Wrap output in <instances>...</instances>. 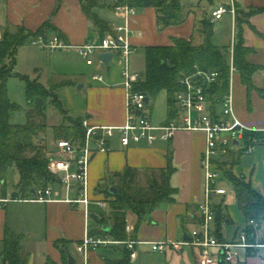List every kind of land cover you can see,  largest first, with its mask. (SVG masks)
<instances>
[{
	"label": "crops",
	"instance_id": "crops-1",
	"mask_svg": "<svg viewBox=\"0 0 264 264\" xmlns=\"http://www.w3.org/2000/svg\"><path fill=\"white\" fill-rule=\"evenodd\" d=\"M230 4L231 0H196L194 3H182L187 13L186 21L167 27L159 25L154 7L139 9L132 26L139 30L141 35L133 38V54L140 47L171 45L174 38L193 39L195 44H200L202 39L197 34L200 22L205 18L211 19L212 11L218 6ZM234 4L236 11L238 9L242 13L264 8V0H234ZM93 11L108 24L110 30L122 23L121 16L101 2ZM106 11L108 14H103ZM48 20L51 28L46 31V36L60 35L69 44L94 42L100 36L93 22L83 12L81 0L4 1L3 31L15 32L24 27L36 32ZM236 23V15L233 18L231 14L212 22L215 44L227 46L230 51L236 42ZM242 28L245 46L253 49L247 60L261 69L254 75V86L250 91L242 83L238 71L235 79L232 78L235 112L247 126L263 132L264 12L250 15L248 22L242 24ZM23 51L28 58L24 75L37 80L47 89H53L69 115L87 118L92 126L118 127L125 123L127 98L121 79V59L106 66L101 63L99 56L94 55L89 62L72 48L50 52L30 44ZM131 69L139 72L136 67L131 66ZM93 74H103L105 82L94 81ZM151 108L149 107V113ZM167 119L168 116L162 122L153 119L152 121L161 125ZM205 146L206 135L202 131H179L170 141H158L151 146L142 143L124 147L119 136H116L110 140V151L97 153L90 161L88 184L92 202L88 206V214L85 213L83 205L70 203L71 199L78 198L79 189L71 186L70 190H67L60 183L52 186L48 201L11 202L0 209V259L4 234L9 229L23 236L22 253L28 264H68L69 255L74 257L75 264H85L84 258L77 252V245L96 227L97 220L101 219L94 213L91 215L90 206L99 201L107 203L105 195L97 192L98 185L106 176L123 172L127 167L139 171V180L143 177L146 181L144 170L165 168L169 153H172L177 169L171 179L172 185L178 189L176 202L158 208L138 227L135 215L130 213L127 234L131 237L129 239L142 242L188 240L191 231L200 226L199 203L205 194V175L201 158ZM54 151L55 148L49 153ZM235 154H238V151L234 150L230 157L233 158ZM245 156L249 160L242 163ZM230 165V171L237 176L243 175L246 182H250L253 189L264 196V143L255 146L251 153H239L238 162ZM224 185L229 190V195L217 197L216 200L217 203H222L226 217L224 223L236 226V231L227 239L221 225L222 239L219 240L231 242L238 239L246 219L238 207L233 186L227 183ZM107 206L109 208V205ZM110 214L109 208L106 225L110 223ZM214 229L216 236V227ZM59 241L63 243L64 251L56 245ZM135 251L136 257L130 259V264H199L200 250L192 246L185 245L180 249L169 247L163 252H158L145 243L137 244ZM125 252L121 245L101 246L90 251L87 264H112L123 259ZM210 252L215 257L214 264H264L262 250L238 249L237 256L231 263L219 261L221 256L218 248L213 247Z\"/></svg>",
	"mask_w": 264,
	"mask_h": 264
},
{
	"label": "trees",
	"instance_id": "trees-1",
	"mask_svg": "<svg viewBox=\"0 0 264 264\" xmlns=\"http://www.w3.org/2000/svg\"><path fill=\"white\" fill-rule=\"evenodd\" d=\"M127 1L131 6L139 9L154 7L161 27L180 25L187 19V13L180 0ZM81 2L83 12L103 37L110 29L108 24L93 11L95 7L99 6L100 1L81 0ZM263 12L264 8L254 9L248 13H242L238 9L236 11L238 30L234 45L233 64L248 91L253 89V77L261 68L247 60L253 49L245 46L242 24L248 22L250 15ZM50 28L51 24L47 21L36 32H31L24 27L18 28L15 32L5 30L0 39V189L3 195L9 194L6 183L10 172L18 174V183L12 192L15 197H29L33 195L34 189H45L60 182L59 177L49 168L51 155L44 143L45 140L41 139V135L47 128L49 108L57 111L63 118L61 124L54 126L56 140L66 139L76 146L82 145L85 141L86 129L83 126V117L69 115L53 89H47L37 80L15 72L20 47L30 38L39 35L47 37L45 33ZM197 34L202 39L200 44H195L193 39L174 38L171 45L145 47V74L136 87L150 100H155L162 91L167 93V120L176 115L175 94L183 89L180 79L184 76L194 75L198 71L217 70L220 72L218 83L206 88V91L211 97H214L216 102H220L229 91L231 74L229 47L215 44L211 19L205 18L200 22ZM12 77H19L25 83L27 106L25 109L9 99L8 81ZM21 111L27 115L26 124H18L13 121V115ZM248 136L264 138V133L255 132ZM239 153L241 152L238 151V154H235L233 158L228 157L223 163L236 164L239 160ZM176 170L173 155L169 153L168 164L165 168L144 170L145 184L140 183L139 171L131 167H127L123 172L106 176L98 185L97 192L105 195L111 210L109 218L111 230L106 231L104 227L107 225L103 223L102 219H99L90 234L92 236H109L118 241L131 238L127 234L130 213L135 215L136 227H138L140 223L149 219L158 208L176 202L178 189L171 183ZM226 177L232 183L238 207L246 219L243 230L246 231L249 241L254 242L257 229L264 227V196L253 189L251 183L246 182L243 175L237 176L232 171H227ZM111 187L116 189L115 195L110 193ZM215 207L221 213V218L216 219V237L222 239L220 226L226 217L223 214L222 203H217ZM252 221L257 226L251 224ZM259 241L264 243V231L259 236ZM2 243L1 259L3 264H28L22 253V235H17L7 229ZM62 244L60 241L56 243L64 251ZM112 264H130L129 252L126 251L123 259L112 262Z\"/></svg>",
	"mask_w": 264,
	"mask_h": 264
},
{
	"label": "built area",
	"instance_id": "built-area-1",
	"mask_svg": "<svg viewBox=\"0 0 264 264\" xmlns=\"http://www.w3.org/2000/svg\"><path fill=\"white\" fill-rule=\"evenodd\" d=\"M4 1L0 0V39L3 34L2 12ZM103 5L111 6L122 18V23L113 27L103 37L99 36L94 42L79 45L69 44L60 35L45 37L39 35L30 40V44L50 52L62 49H75L86 61L91 62L92 57L102 53H111L110 63L118 59L123 61L121 79L126 90L127 108L126 121L122 126L105 127L92 126L87 118L83 119L86 129L85 141L76 146L69 140L59 139L55 142V151L51 152L49 168L59 177L60 184L67 190L71 186L79 189V196L71 199L72 204L84 206L88 214V206L92 202L89 195L88 167L93 156L100 152L110 151V140L119 136L124 147L132 144L153 145L158 141H170L179 131H202L206 135V146L201 158V166L205 175L204 199L199 203V228L190 233L188 240L181 242L161 240L142 242L137 240H114L109 236H92L86 234L77 245V252L84 258L85 264L91 250L101 246L121 245L130 254V259L136 257L135 246L148 243L153 251L163 252L169 247L180 249L183 246H192L200 250L199 264H214L216 262L210 249H219V261L234 262L238 249L262 250L264 261V243L259 241L256 232L255 241H249L246 231L242 230L235 241H220L214 234L212 223L216 222L217 197H227L229 190L224 183H232L226 177L230 171V163H223L235 151L251 153L255 146L264 143V138L249 137L248 135L260 132L243 123L235 112L234 97L231 87L232 76L236 68L233 64L234 45L230 48L231 74L230 86L227 95L219 102L214 100L206 88L218 83L220 72L217 70L201 72L180 79L183 89L175 94L176 115L164 124H154L149 113L147 95L137 90V83L141 81L142 74L131 69V56L134 52L133 38L140 36L141 32L133 28L132 24L139 13V8L131 6L127 0H100ZM226 14L236 15L234 0L230 5H220L211 13V21L222 19ZM101 63H103L101 61ZM92 79L99 83L105 82L103 74H93ZM264 133V131H263ZM246 136H248L246 138ZM64 174L60 176L59 174ZM52 194V186L34 189L29 197L13 196L12 193L3 195L0 189V209L11 202H45ZM102 205L103 202L99 201ZM251 224L257 226L253 221ZM0 264H3L0 259Z\"/></svg>",
	"mask_w": 264,
	"mask_h": 264
},
{
	"label": "rangeland",
	"instance_id": "rangeland-1",
	"mask_svg": "<svg viewBox=\"0 0 264 264\" xmlns=\"http://www.w3.org/2000/svg\"><path fill=\"white\" fill-rule=\"evenodd\" d=\"M183 4H189L194 3L196 0H181ZM103 14H108V12H104ZM47 22V21H46ZM48 22H50L48 20ZM4 26V21L2 23ZM31 39V38H30ZM28 41L23 44L18 52L17 56V64L15 66V72L21 75H24L25 66L27 65V56L25 52L23 51L25 48H28L30 46ZM131 66L136 67V69L140 72V74H145V47H140L137 49V51L131 56ZM237 76V70L234 71L232 78L235 79ZM233 81V80H232ZM26 89H25V83L19 78V77H12L8 81V96L9 99L13 102H16L19 104L23 109H25L26 106ZM151 108V117L153 121L156 122H162L165 121L168 116V95L165 91H162L158 97L154 100H150V106ZM48 117H47V128L45 130V133L41 135V139H44V143L47 146L48 151H52L55 148V142L56 138L54 136V126L61 124L63 121L62 116L52 108H49L48 110ZM40 120V119H39ZM13 121L18 124H26L28 121L27 115L24 111H21L19 113H16L13 115ZM249 158L246 156L244 157L242 163L248 162ZM18 183V174L16 172H10L7 177V192L11 193L15 190V186ZM141 184H145L146 181L142 177L140 180ZM108 203L103 202L102 205L99 203L92 204L90 206L91 215L94 213L96 217H100L103 221V223H106L107 216L109 212ZM216 223H212V229L214 228ZM222 229L225 237L227 239H230L232 234L236 231V226L234 225H227V223H222ZM264 227L262 226L260 229H257L258 237L263 234Z\"/></svg>",
	"mask_w": 264,
	"mask_h": 264
},
{
	"label": "water",
	"instance_id": "water-1",
	"mask_svg": "<svg viewBox=\"0 0 264 264\" xmlns=\"http://www.w3.org/2000/svg\"><path fill=\"white\" fill-rule=\"evenodd\" d=\"M112 58H113V55L111 53H102L99 56L100 61H102L106 66H109L110 65V62H111ZM149 101H150V99L147 98V103H149ZM63 174L64 173L61 172L59 175L62 176ZM110 193L112 195H115L116 189L113 188V187H111L110 188ZM216 217H217V219H220L221 218V213L219 211H217ZM104 229L106 231H110L111 230V226L110 225H107V226L104 227ZM185 238L187 239V235H185ZM68 264H75V259H74V257L72 255H69V262H68Z\"/></svg>",
	"mask_w": 264,
	"mask_h": 264
}]
</instances>
